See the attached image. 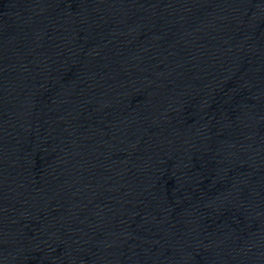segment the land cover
I'll use <instances>...</instances> for the list:
<instances>
[{
  "label": "water",
  "instance_id": "water-1",
  "mask_svg": "<svg viewBox=\"0 0 264 264\" xmlns=\"http://www.w3.org/2000/svg\"><path fill=\"white\" fill-rule=\"evenodd\" d=\"M0 264H264V0H0Z\"/></svg>",
  "mask_w": 264,
  "mask_h": 264
}]
</instances>
